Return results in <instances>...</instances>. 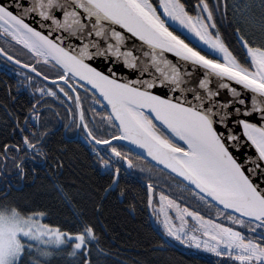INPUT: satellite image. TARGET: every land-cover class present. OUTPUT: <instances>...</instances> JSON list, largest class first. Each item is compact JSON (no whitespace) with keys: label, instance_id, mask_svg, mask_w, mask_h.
<instances>
[{"label":"snow or ice","instance_id":"1","mask_svg":"<svg viewBox=\"0 0 264 264\" xmlns=\"http://www.w3.org/2000/svg\"><path fill=\"white\" fill-rule=\"evenodd\" d=\"M0 39L5 71L20 78L17 94H31L26 107L7 112L19 139L0 144V168L11 162L23 179L27 165L33 172L45 165L53 190L75 198L59 179L67 145L54 140L61 121L45 99L52 98L72 117L63 128L79 130L108 177L88 191L94 215L117 189L125 195L122 166L127 172L137 164L113 141H126L150 158L149 171L165 172L181 195L190 194L181 202L161 191L157 204L148 183L162 244L171 238L219 264H264V0H215L211 7L208 0H0ZM116 65L134 78L117 75ZM243 145L252 154L241 159ZM74 215L75 230L63 229L5 192L0 264H50L57 254L67 264H92L96 225L83 210Z\"/></svg>","mask_w":264,"mask_h":264},{"label":"trees","instance_id":"2","mask_svg":"<svg viewBox=\"0 0 264 264\" xmlns=\"http://www.w3.org/2000/svg\"><path fill=\"white\" fill-rule=\"evenodd\" d=\"M184 2L192 5L196 0ZM208 3L211 7L215 0H208ZM222 32L226 40L232 39L230 28L222 27ZM0 45L6 46L3 39H0ZM20 58L28 59L24 55ZM18 79L20 78L14 72L5 71L3 60L0 59V144L15 143L19 139L12 133V121L7 112H18L22 106L26 107L31 99V94L27 90L17 94ZM55 120L57 121L56 117ZM54 140L67 145L64 168L59 179L75 198L67 201L53 190L45 165L36 164L35 172L31 171V164L27 165V175L21 179L16 175L15 169L11 168V162L9 167L0 168V196L7 192L9 198L15 199L21 206L45 212L44 222L59 225L63 229L75 230L74 214L83 210L96 225L99 235V248L92 247L90 257L92 264H219L221 258L183 249L179 245L162 244L161 235L150 222L147 187L143 181H151L156 191H165L177 198L181 194L173 182L162 179L161 171L157 169L149 171L151 164L147 159L142 160L147 164V173L137 168L125 172L122 166L120 187L125 190V195L120 197L117 189V195L105 201L101 212L94 215L88 200V191L105 182L108 177L99 174L98 165L88 146L81 140L65 137L62 129L56 133ZM117 144L123 145L124 149H130L133 159L135 162L138 161L136 164L139 163L141 159L136 158L138 153L125 143ZM0 164H3L2 160ZM187 201L192 204L190 199ZM24 259L27 261L29 258ZM50 264H67V258L63 254H57L51 259Z\"/></svg>","mask_w":264,"mask_h":264},{"label":"flooded vegetation","instance_id":"3","mask_svg":"<svg viewBox=\"0 0 264 264\" xmlns=\"http://www.w3.org/2000/svg\"><path fill=\"white\" fill-rule=\"evenodd\" d=\"M83 95H84V93L83 92H81V96L83 97ZM45 99H47L48 100V102L49 103H51L52 104V106H53V110L54 111H58L59 112V116L58 117H56L57 118V121H61V124L60 125H58V127H59V129H62V131H63V133H64V136L65 137H71L72 139H79V140H81L85 145H86V143L82 140V138L79 136V130L78 129H76L75 127H73L71 130H67V129H65V128H63V123H71V120H72V117L69 115V113H68V111H67V109L63 106V105H61L60 103H59V101H56V100H53L52 98H45ZM67 103H70V102H67ZM91 103V100L90 99H88V100H84L83 101V107H84V109L87 111L88 110V107H89V104ZM95 108H96V110L98 111V112H100V113H104V112H106L107 111V109H106V107L104 108V106L103 105H95L94 106ZM88 118H89V120H91L92 119V113L91 112H88ZM96 119L97 120H99V117H96ZM93 125L92 124H90V127H92ZM70 138V139H71ZM113 143L115 144L116 143V141H113ZM139 155V154H138ZM141 157H143V156H141ZM144 158V157H143ZM145 159V158H144ZM138 162V161H137ZM150 163V162H149ZM150 164H152V163H150ZM124 166V168H126L127 166L126 165H123ZM129 170H131V169H129ZM162 179H170L171 180V178L168 176V175H166V173L165 172H162ZM146 182H148V181H146ZM149 183V182H148ZM155 186V185H154ZM147 187V186H146ZM159 191V190H158ZM190 196V195H189ZM187 203H189L188 201H187ZM190 204V203H189Z\"/></svg>","mask_w":264,"mask_h":264},{"label":"water","instance_id":"4","mask_svg":"<svg viewBox=\"0 0 264 264\" xmlns=\"http://www.w3.org/2000/svg\"><path fill=\"white\" fill-rule=\"evenodd\" d=\"M168 56L169 59H174V57L171 55V54H166ZM96 66H100L102 64V62L100 60H96L93 62ZM115 70L117 72V75H125V76H130L132 78H134L132 76L133 74V70L131 69H125L123 68L122 65H116L115 66ZM157 91L158 93L160 94H163L164 92H166L167 90L166 89H157L155 90ZM126 142V141H124ZM130 147H132L136 152H138L140 155H142L143 157H145V154L143 153V151L139 148H136L135 146L133 145H130L128 142H126ZM247 154V155H251L252 154V150L250 148H248L246 145H243L240 149V151L237 153L238 156L241 157V159H243V156ZM146 158V157H145ZM150 160V158H147ZM146 185H148V183H146ZM153 191H154V188H153ZM148 212H149V216H150V222L152 224V226L154 227V229L162 236V231L160 230V228L157 226L156 224V221H155V218L152 216V211L150 208H148ZM165 239H168L169 240V245H176L174 242H172L169 238H165Z\"/></svg>","mask_w":264,"mask_h":264},{"label":"rangeland","instance_id":"5","mask_svg":"<svg viewBox=\"0 0 264 264\" xmlns=\"http://www.w3.org/2000/svg\"><path fill=\"white\" fill-rule=\"evenodd\" d=\"M175 27V26H174ZM193 42H195L196 43V41L193 39ZM105 108V107H104ZM117 143H122V142H116L115 144H117ZM118 145V144H117ZM118 146H120V145H118ZM132 149V148H131ZM123 150H125V151H128L129 149H124L123 148ZM133 150V149H132ZM134 151V150H133ZM135 152V151H134ZM131 154H132V156H133V153L131 152ZM142 160H144V158H141V160L139 161V163L137 164V170H139V171H141V169H143V171L142 172H144V173H147V169H148V167H147V164L144 162V161H142ZM137 163V162H136ZM131 171V170H130ZM152 179V178H151ZM167 180H169V181H171V182H173L172 180H170V179H167ZM161 191H156V189L154 190V200L156 201V203L158 204L159 203V193H160ZM166 195H170V194H168L167 192H165V191H163ZM179 195V194H178ZM190 194L189 193H185V194H182V195H179V197L177 198V197H175V196H172L173 198H175V199H177L178 201H181V202H184L185 200H186V198H188L187 196H189ZM187 202V201H186ZM172 215H175V213L173 212V213H171ZM212 215L213 216H215V212H213L212 213ZM156 221V220H155ZM178 223V222H177ZM189 223L191 224L192 222H191V220H190V218H189ZM157 225H158V223H157ZM158 227H159V225H158ZM171 239V238H170ZM172 241H174V240H172ZM177 245H179V246H181V247H183V249L185 248V249H189V250H193V251H196V252H199V253H201V254H203V255H206V256H209V257H214V258H217L216 256H214L213 254H211V253H208V252H205V251H203L202 249H196V248H194V247H188V246H186V245H183V244H180L178 241H174Z\"/></svg>","mask_w":264,"mask_h":264}]
</instances>
